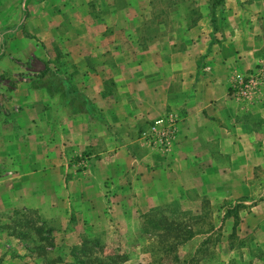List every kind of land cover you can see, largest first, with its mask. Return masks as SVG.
<instances>
[{"label":"crops","instance_id":"crops-1","mask_svg":"<svg viewBox=\"0 0 264 264\" xmlns=\"http://www.w3.org/2000/svg\"><path fill=\"white\" fill-rule=\"evenodd\" d=\"M213 1L0 0V226L106 247L153 210L249 201L246 262L264 264V90L243 104L227 88L264 57V0H222L214 28ZM169 112L171 148L142 143ZM19 240L0 239V264L31 263Z\"/></svg>","mask_w":264,"mask_h":264},{"label":"rangeland","instance_id":"rangeland-1","mask_svg":"<svg viewBox=\"0 0 264 264\" xmlns=\"http://www.w3.org/2000/svg\"><path fill=\"white\" fill-rule=\"evenodd\" d=\"M36 67V62L32 61L30 68ZM220 205L225 209L204 208L179 213L153 210L150 215L141 216L138 232L123 236L127 243L119 242L121 246L117 245V237L110 235L106 247L101 236L86 238L96 242L89 244L95 251L92 258L101 259L104 264H128L124 262L127 258L133 260L130 264H247L246 253L251 255L254 248L250 247L249 235L239 227V222L250 203L222 202ZM226 214L232 217L229 233L228 224L222 221ZM21 219L18 215L17 220L10 219L9 229L0 226V239L9 233L20 239L16 244L25 250L23 254L31 262L24 264H76L71 249L79 245H65L51 236V229L46 225ZM146 219L155 225H148ZM213 225L218 227L212 229Z\"/></svg>","mask_w":264,"mask_h":264},{"label":"built area","instance_id":"built-area-1","mask_svg":"<svg viewBox=\"0 0 264 264\" xmlns=\"http://www.w3.org/2000/svg\"><path fill=\"white\" fill-rule=\"evenodd\" d=\"M228 95L239 103H253L264 90V57L243 72L233 74L227 84ZM177 117L166 113L156 119L139 133V139L146 146L167 152L177 135ZM82 160H78L82 164Z\"/></svg>","mask_w":264,"mask_h":264},{"label":"trees","instance_id":"trees-1","mask_svg":"<svg viewBox=\"0 0 264 264\" xmlns=\"http://www.w3.org/2000/svg\"><path fill=\"white\" fill-rule=\"evenodd\" d=\"M221 1L222 0H214L210 5V23L213 28L215 27L214 18H213L214 7L220 4ZM146 222L148 225H151V223L152 225H155V222H153L152 220L146 219ZM92 243L96 244L94 240L83 239L79 246L73 247L71 249V254L74 257L76 264H104V262L101 259L92 258L94 257L92 256V254L95 253V251H93L92 247H90L89 245ZM181 264H188V263L183 262Z\"/></svg>","mask_w":264,"mask_h":264}]
</instances>
